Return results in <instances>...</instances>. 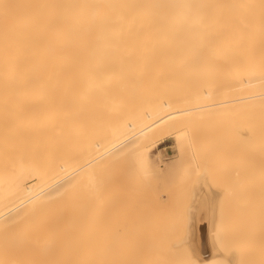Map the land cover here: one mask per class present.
<instances>
[{"label":"bare ground","instance_id":"6f19581e","mask_svg":"<svg viewBox=\"0 0 264 264\" xmlns=\"http://www.w3.org/2000/svg\"><path fill=\"white\" fill-rule=\"evenodd\" d=\"M165 1L0 0V264H103L102 248L90 252L101 235V159L150 130L178 123L182 134L196 114L224 109L229 120H260L264 264V0L226 9L175 0L169 17L153 8ZM231 177L223 185L236 210L241 176ZM254 193L244 225L259 213ZM200 200L199 190L196 213ZM235 218L230 230L241 226ZM77 226L100 235L78 240ZM215 243L196 264L217 259Z\"/></svg>","mask_w":264,"mask_h":264},{"label":"rangeland","instance_id":"374dc122","mask_svg":"<svg viewBox=\"0 0 264 264\" xmlns=\"http://www.w3.org/2000/svg\"><path fill=\"white\" fill-rule=\"evenodd\" d=\"M82 1L89 5L88 0ZM219 1L222 2L220 8L226 9L231 5L230 0ZM176 6L175 0H167L165 5L153 8H164L169 17ZM227 111H212L204 116L196 114L193 119L185 121L186 124L182 123L186 128L184 133L181 131L182 134L175 133L178 123L176 126L172 123L171 131L167 127L164 128L167 132L163 130V133L150 130L126 148L101 159L106 165L102 166L106 182L102 194V217L98 223L101 229H97L101 235L97 232L89 236V232L84 230L85 226H79L83 228L81 231L77 226V239L89 237L90 241V238L100 235V241L98 238L92 239L100 246L96 249L93 242L90 252L95 249V256L99 248H102L98 257H103V264H196L193 249L187 243V234L191 230L193 207L196 206L198 192L202 188L211 196L213 194L214 200L212 241L216 242L214 246L217 247L218 257L211 264H260V120L243 123L235 116L229 120ZM252 133H256L255 137L259 140L253 141ZM151 143L154 146L147 149L146 144ZM208 144L214 145L212 151L204 150ZM238 175L241 176L238 190L242 199H236L238 209L235 210L233 199L230 201L232 197L228 194L230 189L227 188L233 181L231 176ZM223 183H229L225 191ZM254 190H257V194ZM252 192L255 198L259 197L256 203L259 213L253 217V221L244 225L245 214H239L251 204L252 196L246 194L253 195ZM215 193L220 197L216 198ZM86 198L84 207L90 199ZM248 212L246 210V215ZM234 215L240 217L241 226L239 224L237 229L230 230L231 225L227 224L236 220ZM226 216L230 218L226 220ZM232 216L235 219L232 220ZM217 230L220 231L219 235ZM234 236H237V240Z\"/></svg>","mask_w":264,"mask_h":264},{"label":"crops","instance_id":"0c3cea01","mask_svg":"<svg viewBox=\"0 0 264 264\" xmlns=\"http://www.w3.org/2000/svg\"><path fill=\"white\" fill-rule=\"evenodd\" d=\"M207 191L200 188V208L198 213H192L191 230L187 234V241H189L190 247L193 249V254L197 255V252L206 255L209 251L210 243H212V228H213V197L210 193L204 197ZM195 207V206H194ZM199 218V220H196ZM190 236V237H189ZM190 241L192 244H190ZM196 242H198L196 244Z\"/></svg>","mask_w":264,"mask_h":264}]
</instances>
